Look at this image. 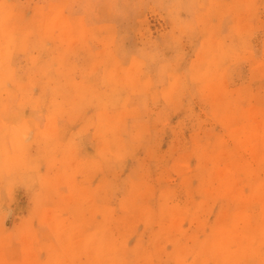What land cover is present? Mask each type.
I'll use <instances>...</instances> for the list:
<instances>
[{
	"label": "rangeland",
	"instance_id": "obj_1",
	"mask_svg": "<svg viewBox=\"0 0 264 264\" xmlns=\"http://www.w3.org/2000/svg\"><path fill=\"white\" fill-rule=\"evenodd\" d=\"M0 27V264H264V0H0Z\"/></svg>",
	"mask_w": 264,
	"mask_h": 264
},
{
	"label": "bare ground",
	"instance_id": "obj_2",
	"mask_svg": "<svg viewBox=\"0 0 264 264\" xmlns=\"http://www.w3.org/2000/svg\"><path fill=\"white\" fill-rule=\"evenodd\" d=\"M50 18V17H49ZM58 18H56V20H57ZM55 20V21H56ZM60 19H58V21H59ZM47 21V20H46ZM58 21L56 22L57 24H58ZM63 21V20H62ZM54 22V21H53ZM66 22V21H65ZM56 23H53V25L55 26V27H58V25L56 26ZM59 23H60V21H59ZM52 24V23H51ZM67 24V23H66ZM10 25V24H9ZM12 25V24H11ZM61 25V24H60ZM64 25V24H63ZM63 25H62V27H63ZM21 26V25H20ZM51 26V25H50ZM50 26H46V28L47 27H50ZM65 26V25H64ZM13 27V26H12ZM8 28V27H7ZM22 28V27H21ZM58 28H60V27H58ZM0 29L2 30L3 28H1L0 27ZM6 29V28H5ZM19 29V28H18ZM56 29V28H55ZM66 29V28H65ZM9 30V29H8ZM27 30V29H26ZM52 29H50V31H51ZM62 30V29H61ZM16 31V30H15ZM23 31V30H22ZM34 32V31H33ZM2 33V32H1ZM0 33V34H1ZM35 33V32H34ZM46 33H48V32H46ZM51 33V32H50ZM21 35H22V33H21ZM20 35V36H21ZM1 36V35H0ZM9 36V35H8ZM22 37V36H21ZM9 38V37H8ZM26 38V37H25ZM31 38V37H30ZM34 39V38H33ZM2 41V40H1ZM31 43V42H30ZM13 45V44H12ZM4 47V46H3ZM3 51V50H2ZM5 51V50H4ZM2 54V53H1ZM4 54V53H3ZM8 55V54H7ZM2 56V55H1ZM10 56V55H9ZM13 58V57H12ZM3 59V58H2ZM2 62H3V60H2ZM9 62H10V60H9ZM8 63V62H7ZM12 63V62H11ZM3 64V63H2ZM38 67V66H37ZM7 68L9 69L10 67H8L7 66ZM11 69V68H10ZM14 71V70H13ZM17 71H18V69H17ZM45 71H46V69H45ZM45 71H43V72H45ZM3 72H5V71H3ZM7 73V72H6ZM16 74H18V73H16ZM46 74V73H45ZM23 75V74H22ZM22 75H21V77H22ZM7 76V75H6ZM12 76H13V74H12ZM11 77V76H10ZM17 77H19V76H17ZM23 78V77H22ZM5 81V80H4ZM16 81V80H15ZM22 81V80H21ZM27 81H28V79H27ZM15 83H17V82H15ZM14 83V84H15ZM38 83V82H37ZM2 84H4V83H2ZM1 85V84H0ZM32 85V84H31ZM24 87V86H23ZM33 87H35L34 85H33ZM143 87H145V86H143ZM6 88V87H5ZM25 88H26V86H25ZM1 89V88H0ZM142 89H144V88H142ZM5 91H6V89H5ZM34 91V90H33ZM1 92H2V89H1ZM26 93V92H25ZM27 94V93H26ZM16 95V94H15ZM221 95V94H220ZM18 96V95H17ZM30 96V95H29ZM241 97V96H240ZM17 98V97H16ZM22 98V97H21ZM29 98V97H28ZM243 98V97H242ZM26 99H27V97H26ZM11 100V99H10ZM13 100V99H12ZM23 100V99H22ZM29 101V100H28ZM3 102V101H2ZM6 102V101H5ZM24 102H25V100H24ZM240 102V101H239ZM4 103V102H3ZM30 103V102H29ZM28 103V104H29ZM31 103H33V102H31ZM16 105V104H15ZM21 105V104H20ZM22 105H23V103H22ZM2 109V108H1ZM2 115H3V112H2ZM259 118V117H258ZM111 120V119H110ZM115 124H117V123H115ZM119 124V123H118ZM120 126V125H119ZM118 126V127H119ZM2 128V127H1ZM2 132V131H1ZM2 135V134H1ZM7 138V137H6ZM19 139V138H18ZM264 140V139H263ZM17 143V142H16ZM21 148V147H20ZM203 163V162H202ZM206 167V166H205ZM252 182V181H251ZM257 184V183H256ZM253 185H255V184H253ZM259 185V184H258ZM258 185H257V187H258ZM261 186V185H260ZM257 191H258V189H257ZM260 191V190H259Z\"/></svg>",
	"mask_w": 264,
	"mask_h": 264
}]
</instances>
